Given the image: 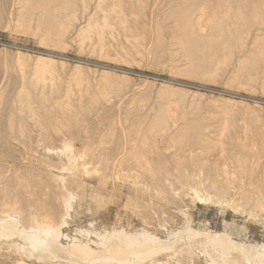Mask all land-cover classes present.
Wrapping results in <instances>:
<instances>
[{"label": "rangeland", "instance_id": "obj_1", "mask_svg": "<svg viewBox=\"0 0 264 264\" xmlns=\"http://www.w3.org/2000/svg\"><path fill=\"white\" fill-rule=\"evenodd\" d=\"M211 2L0 0V221L11 218L37 232L42 226L34 214L60 225L69 202L64 232L149 234L167 244L152 258L155 264H220L218 251L200 245L213 236L231 241V258L264 261V57L252 59L257 27L248 32L235 18L225 34L231 26L238 36L220 37L225 45L219 43L218 32H210L217 28L208 23L229 8ZM235 6L230 15L239 17ZM171 13L195 14V35L180 31L179 17ZM182 40L193 41L188 50L193 46L194 53L186 49L183 55ZM188 231L199 235L179 242ZM1 238L0 264H77L67 256V241L46 258L16 235ZM189 242L190 255L175 252Z\"/></svg>", "mask_w": 264, "mask_h": 264}, {"label": "bare ground", "instance_id": "obj_2", "mask_svg": "<svg viewBox=\"0 0 264 264\" xmlns=\"http://www.w3.org/2000/svg\"><path fill=\"white\" fill-rule=\"evenodd\" d=\"M196 1V0H195ZM200 1H202V0H200ZM205 1H207L208 2V4H209V2H211V1H214V2H216V4H217V6H219V7H221V8H229V9H231L230 7H234L235 5L238 7V9L239 10H242V12H239L240 13V15H238L239 17H236V14L234 15V16H232V15H230V10L229 9H225V10H228V11H220V10H218L217 11V15L218 16H216V17H218L217 18V20L214 22V20H212V23H211V21L209 22V21H206L208 24H211L212 25V27H213V24H214V28H217V30L215 31V29H213V31H210L212 34L214 33V35L218 32V38L220 39V37H222V39H229V35L230 34H232V33H234V32H232L231 33V31H229L230 29H231V26H230V28H229V30H228V32H230V34L229 33H227L228 35H226L225 33L227 32V29H226V27L228 26L227 24H228V22H230L232 19H234V22L236 21V23H234L235 25H239V27L241 26L242 28H244L245 30L247 29L248 30V32H251V30H250V28L251 27H257L256 28V32H258L257 34H256V36H255V38H254V42H255V44H256V46H254L255 48L256 47H258V48H256L258 51H257V53H256V55L254 56L253 55V60H254V58H255V60H258L257 58H259V57H264V35H261L260 33L263 31V29L262 28H264V0H257V2L256 3H251L252 2V0H205ZM187 2V1H186ZM193 1H191V3H192ZM203 2H204V0H203ZM104 3V2H103ZM131 3V2H130ZM24 4V3H23ZM113 4V3H112ZM138 4V3H137ZM188 4V3H187ZM194 4V3H193ZM207 4V3H206ZM211 4H212V2H211ZM50 5V4H49ZM101 6V5H100ZM136 6V5H135ZM208 6V5H207ZM235 6V7H236ZM51 7V6H50ZM172 7V6H171ZM177 7V6H176ZM190 7H191V5H190ZM203 7V6H202ZM201 7V8H202ZM206 7V6H205ZM218 7V8H219ZM52 8V7H51ZM195 8V7H194ZM198 8V7H197ZM200 8V9H201ZM221 8H219V9H221ZM108 9V8H107ZM117 9V8H116ZM120 9V8H119ZM135 9V8H134ZM142 9V8H141ZM178 9H180L179 11L180 12H182L181 10V8H178ZM190 9V8H189ZM188 9V10H189ZM203 9V8H202ZM24 10V9H23ZM48 10H50V9H48ZM59 10V9H58ZM187 10V11H188ZM204 10V9H203ZM222 10V9H221ZM232 10V9H231ZM105 11V10H104ZM109 11V10H108ZM117 11V10H116ZM176 11V10H175ZM178 11V10H177ZM176 11V12H177ZM178 11V12H179ZM183 11L186 13L187 11H186V9L184 8L183 9ZM191 11H194L193 10V8H191L190 9V13H191ZM212 11V10H211ZM54 12V11H53ZM57 12V11H56ZM114 12V11H113ZM177 12V13H178ZM94 13V12H93ZM35 14H37L36 13V11H35ZM119 14V13H118ZM121 14V13H120ZM172 14V13H171ZM193 14V13H192ZM192 14H190V16H188V14H184V13H180L178 16H177V14L174 16L173 14V17L172 18H174L175 17V19L177 18V17H179L178 19V21H179V30L180 31H184V30H186V33L187 32H190V33H192V32H194V30H195V27H196V30H197V23H198V26H199V20L196 22V21H192V20H194V19H192V18H190L191 16H192ZM199 14V13H198ZM216 14V13H215ZM215 14H214V17H215ZM33 15V14H32ZM172 15H170V17L172 16ZM193 15H195V14H193ZM168 16V15H167ZM21 17V16H20ZM27 17H28V14H27ZM46 17V16H45ZM49 17V16H48ZM71 17V16H70ZM141 17V16H140ZM147 17V16H146ZM169 17V18H170ZM46 19V18H45ZM49 19H50V17H49ZM118 19V18H117ZM174 19V20H175ZM196 19V18H195ZM90 20V19H89ZM93 20V19H92ZM144 20V19H143ZM211 20V19H210ZM34 21V20H33ZM119 21V20H118ZM36 22V21H35ZM90 22V21H89ZM95 22V21H94ZM106 23H107V21H105ZM195 24H193V23ZM119 23V22H118ZM137 23V22H136ZM176 23H178V22H176ZM28 24V23H27ZM32 24V23H31ZM47 24V23H46ZM90 24V23H89ZM122 24V23H121ZM234 24H231V25H234ZM138 25H139V23H138ZM177 25L178 24H176V27H174L175 28V30L178 28L177 27ZM47 26V25H46ZM45 26V27H46ZM90 26V25H89ZM175 26V25H174ZM226 26V27H225ZM28 27V26H27ZM52 27V26H51ZM94 27H96V26H94ZM105 26H103L102 28H104ZM123 27V26H122ZM141 27H143V26H141ZM225 27V28H224ZM30 28V27H29ZM60 28V27H59ZM171 28V27H170ZM232 28L234 29V26H232ZM33 29H34V27H33ZM89 29V28H88ZM97 28H95V30H96ZM172 29V28H171ZM236 29H238L239 30V28L236 26ZM58 30H60V29H58ZM178 29L176 30V31H179ZM210 30V29H209ZM237 30V31H238ZM90 31V30H89ZM103 31V30H102ZM172 31V30H171ZM246 32V31H245ZM157 33V32H156ZM162 33V32H161ZM179 34H180V32H178ZM182 33V32H181ZM185 33V32H184ZM236 33V34H235ZM234 34L236 35V37L238 36V34H237V32H235ZM243 33V32H242ZM33 34V33H32ZM39 34V33H38ZM97 34V33H96ZM103 34V33H102ZM183 34V33H182ZM197 34V33H196ZM208 34H209V32H208ZM211 34V35H212ZM227 36L226 38H225V35ZM241 34V33H240ZM194 35H195V32H194ZM198 35L199 34H197V37H198ZM201 35H203V34H201ZM210 35V34H209ZM217 35L215 36V37H217ZM84 36V35H83ZM100 36V35H99ZM187 36V35H186ZM206 36V35H205ZM208 36V35H207ZM224 36V37H223ZM231 37H233L232 35H230ZM40 37V36H39ZM209 37V36H208ZM208 37H207V39H205V37H204V35H203V39H205V40H209L210 41V38H211V36H210V38L208 39ZM230 37V38H231ZM184 38V37H183ZM182 38V39H183ZM212 38H214V37H212ZM211 38V39H212ZM234 38V37H233ZM233 38H231L233 41L232 42H234V39ZM201 39H202V37H201ZM202 39V40H203ZM222 39H220L219 40V43L223 46V45H225V44H222V43H224V42H220ZM247 39V38H246ZM176 40V39H175ZM195 40V42L194 43H197L196 41H198V39L196 38V39H194ZM201 40V41H202ZM204 40V41H205ZM247 40H249V38L247 39ZM43 41V40H42ZM183 41V40H182ZM182 41L181 42H179L178 44H182ZM203 41V42H204ZM212 41V40H211ZM213 41H216L215 39L213 40ZM222 41H225V40H222ZM229 41V40H228ZM227 41V42H228ZM231 41V40H230ZM229 41V42H230ZM242 41V40H241ZM244 41V40H243ZM161 42H163V41H161ZM184 42V41H183ZM190 42H192V44H194L193 43V41H189V44L187 43V41H186V47L187 48H183L184 46H185V44L183 43L181 46H183L182 47V49H184V51L186 50V51H190L191 49H193L192 47H191V49L189 48V50H188V45H190L191 43ZM206 42V41H205ZM218 42V41H217ZM217 42H215V43H217ZM226 42V43H227ZM228 42V43H229ZM231 42V43H232ZM239 43H240V41H238ZM238 42H236V43H238ZM157 43H159V42H157ZM218 43V44H219ZM243 43V42H242ZM205 43H203L202 44V47L203 48H205L203 45H204ZM211 44H212V42H211ZM214 44V43H213ZM210 45V43H209V46H214V45H218V44H214V45ZM233 44V43H232ZM160 45V44H159ZM198 44H196V46H197ZM206 45H208V43L206 44ZM250 45V44H249ZM258 45V46H257ZM179 46V45H178ZM180 46V47H181ZM191 46V45H190ZM220 46V45H219ZM222 46H220V47H222ZM230 46V45H229ZM228 46V47H229ZM245 46V45H244ZM208 47V46H207ZM195 48H197V47H195ZM200 48H201V46H200ZM210 48V47H209ZM232 48V47H231ZM252 48V47H251ZM254 48V49H255ZM233 49V48H232ZM199 50V47H198V49H197V51ZM201 50V49H200ZM183 51V55L185 56V54L187 53L186 51L184 52ZM192 51V50H191ZM196 51V50H195ZM256 51V50H255ZM181 52V51H180ZM192 53H194L193 51H192ZM50 54H52V53H50ZM191 53H189L188 52V55H190ZM195 54H196V52H195ZM195 54H193V55H195ZM200 54V53H199ZM177 55H178V52H177ZM187 55V56H188ZM192 55V56H193ZM197 56H198V54H196ZM251 56H252V54H250ZM183 56V57H184ZM186 56V57H187ZM191 55H190V57H192ZM259 56V57H258ZM189 57V58H190ZM195 57V56H194ZM262 57V58H263ZM189 58H186V59H188V62L187 63H189ZM193 58V57H192ZM191 58V59H192ZM250 58V59H251ZM190 59V60H191ZM259 59H261V58H259ZM43 61H44V59H43ZM250 61V60H249ZM264 61V60H263ZM47 62V61H46ZM252 62V61H251ZM51 64V63H50ZM251 64V63H250ZM256 63H254V65H255ZM253 65V66H254ZM190 66V65H189ZM191 68V67H190ZM42 69V68H41ZM46 69V68H45ZM245 69V68H244ZM246 70V69H245ZM42 71V70H41ZM180 71H181V69H180ZM194 71V70H193ZM39 72H40V70H39ZM38 72V73H39ZM186 72H187V69H186ZM197 72V71H196ZM38 73H36L37 75H38ZM43 73V72H42ZM189 73V72H188ZM244 73V72H243ZM189 75V74H188ZM39 76V75H38ZM44 76V75H43ZM36 77V76H35ZM42 78V77H41ZM235 79H237V78H235ZM251 79V78H250ZM233 81H234V79H232ZM239 80V79H238ZM37 81V80H36ZM171 81H174V80H171ZM231 82V81H230ZM103 83V82H102ZM237 84V83H236ZM37 85V84H36ZM35 85V86H36ZM23 86H24V84H23ZM34 87V86H33ZM105 87V86H104ZM164 87V86H163ZM23 88V87H22ZM166 88H167V86H166ZM22 90H25V89H22ZM164 90H166V89H164ZM171 91V90H170ZM22 92V91H21ZM71 92V91H70ZM148 92V91H147ZM160 92H161V90H160ZM163 92H165L166 93V91H163ZM163 92H162V94H163ZM167 92H168V90H167ZM180 92V91H179ZM23 93V92H22ZM29 93V92H28ZM27 93V94H28ZM106 93V92H105ZM159 93V92H158ZM169 93V92H168ZM43 94V93H42ZM52 94V93H51ZM73 95V94H72ZM161 95V94H160ZM174 95V94H173ZM28 96V95H27ZM159 96V95H158ZM163 96H164V94H163ZM166 97H167V95H165ZM175 97H177L176 95H174ZM173 96V97H174ZM19 97V96H18ZM44 97V96H43ZM173 97H171L172 99H173ZM30 98V97H29ZM80 98H81V96H80ZM161 98H163V97H161ZM28 99V98H27ZM181 99H183V98H181ZM180 99V100H181ZM186 99V98H185ZM184 99V100H185ZM20 101H21V99H20ZM182 101V100H181ZM180 101V102H181ZM47 102V101H46ZM149 102V101H148ZM32 103V102H31ZM178 103V102H177ZM183 103H184V101H183ZM196 103V102H195ZM20 104V103H19ZM171 104V103H170ZM181 104V103H180ZM185 104V103H184ZM194 104V103H193ZM26 105V104H25ZM216 105V104H215ZM1 106V105H0ZM32 106V105H31ZM34 106V105H33ZM32 106V107H33ZM178 106V105H177ZM31 107V108H32ZM67 107V106H66ZM164 107V106H163ZM165 107H166V105H165ZM168 107V106H167ZM30 108V107H29ZM148 108V107H147ZM33 109V108H32ZM31 109V110H32ZM162 110H164L163 108H162ZM168 110V109H167ZM153 111V110H152ZM160 111V110H159ZM199 112V111H198ZM30 113V112H29ZM32 113H33V111H32ZM70 113V112H69ZM159 113V112H158ZM161 113H162V111H161ZM176 113V112H175ZM236 113V112H235ZM34 114V113H33ZM52 114V113H51ZM165 114V113H164ZM211 114V113H210ZM35 115V114H34ZM33 115V118L34 117H36V116H34ZM212 115V114H211ZM50 116V115H49ZM162 116V115H161ZM183 116V115H182ZM185 116V115H184ZM53 117H55L54 116V114H53ZM225 117H227V116H225ZM244 117V116H243ZM37 118V117H36ZM35 119V118H34ZM33 119V120H34ZM49 119V118H48ZM51 119V118H50ZM49 119V121L51 122H53V120H50ZM55 119V118H54ZM172 119V118H171ZM205 119V118H204ZM245 119H246V117H245ZM161 120H163V119H161ZM18 121V120H17ZM158 122H160L159 120H157ZM38 122V121H37ZM67 122V121H66ZM157 122V123H158ZM199 122V121H198ZM120 123V122H119ZM164 123V122H163ZM196 123V122H195ZM37 124V123H36ZM11 125V124H10ZM21 125V124H20ZM19 125V126H20ZM120 125V124H119ZM169 125V124H168ZM168 125H167V127H168ZM159 126V125H158ZM191 126V125H190ZM11 127V126H10ZM21 127V126H20ZM19 127V128H20ZM35 127V126H34ZM166 127V126H165ZM176 127V126H175ZM228 127V126H227ZM26 129V128H25ZM155 129V128H154ZM176 129V128H175ZM140 130V129H139ZM152 130V129H151ZM157 130V129H156ZM227 130V129H226ZM261 129H258V131L259 132H261L260 131ZM169 131V130H168ZM263 131V130H262ZM227 132V131H226ZM24 133V132H23ZM129 133V132H128ZM224 133V132H223ZM228 133V132H227ZM150 134H151V131H150ZM221 135H223L222 134V132H221ZM249 135V134H248ZM212 136V135H211ZM220 136V135H219ZM262 136H264V134H262ZM183 137V136H182ZM186 137H188V136H186ZM223 137L224 136H221V138H220V141H221V139H223ZM180 139V138H179ZM178 139V140H179ZM183 139H185V137L183 138ZM182 139V140H183ZM219 139V138H218ZM5 140H7V139H5ZM208 140H210V139H208ZM255 140V139H254ZM184 141V140H183ZM182 141V143H185V142H183ZM186 141V140H185ZM2 142V141H1ZM178 142H180V145H181V140L180 141H178ZM187 142V141H186ZM199 142V141H198ZM263 142V141H262ZM93 143V142H92ZM136 143V142H135ZM192 143V142H191ZM202 143V142H201ZM216 144H217V142H216ZM221 145H222V142L220 143ZM187 145V144H186ZM203 145V144H202ZM215 145V144H214ZM256 145V144H255ZM182 146V145H181ZM216 146V145H215ZM218 146H220L219 145V143H218ZM224 146V145H223ZM253 146H254V144H253ZM66 147V145L64 146V148ZM217 147V146H216ZM215 147V148H216ZM144 148H145V146H144ZM223 148V147H222ZM68 149V148H67ZM73 150V149H72ZM144 150V149H143ZM8 151V150H7ZM40 151V150H39ZM213 151H215V150H213ZM222 151H223V149H222ZM51 152V151H50ZM165 152V151H164ZM167 152V151H166ZM192 152V151H191ZM210 152H211V150H210ZM60 153H61V151H60ZM87 153V152H86ZM90 153H91V151H90ZM47 154V153H46ZM137 155L138 154H140V153H136ZM204 154V153H203ZM137 155H136V157H137ZM191 155V154H190ZM194 155V154H193ZM200 155V154H199ZM205 155V154H204ZM223 155V154H222ZM222 155H221V157H222ZM225 155V154H224ZM3 156V155H2ZM72 156V155H71ZM74 157V156H73ZM139 157V156H138ZM140 158V157H139ZM142 158V157H141ZM191 158H192V156H191ZM83 159H84V157H83ZM107 159V158H106ZM119 159V158H118ZM137 159V158H136ZM193 159V158H192ZM71 160V159H70ZM76 160V159H75ZM141 160V159H140ZM191 160V159H190ZM194 160V159H193ZM77 161V160H76ZM181 161V160H180ZM183 161V160H182ZM199 161V160H198ZM137 162V161H136ZM142 162V161H141ZM178 162V161H177ZM55 163V162H54ZM77 163V162H76ZM85 163V162H84ZM83 163V164H84ZM104 163H106V162H104ZM117 163V162H116ZM149 163V162H148ZM185 163V162H184ZM198 163V162H197ZM196 163V164H197ZM91 164H92V162H91ZM121 164V163H120ZM129 164V163H128ZM139 164V163H138ZM150 164V163H149ZM178 164V163H177ZM191 164H192V162H191ZM195 164V165H196ZM201 164V163H200ZM241 164V163H240ZM259 164H261V161H260V163ZM258 164V165H259ZM89 165H90V163H89ZM94 165V164H93ZM108 165V164H107ZM147 165V164H146ZM181 165H182V163L180 164V166L179 167H181ZM186 165V164H185ZM194 165V164H193ZM192 165V166H193ZM194 165V166H195ZM246 165V163L244 164V165H242V166H244V167H246L245 166ZM11 166V165H10ZM77 166V165H76ZM82 166H84V165H82ZM92 166V165H91ZM97 166V165H96ZM109 166V165H108ZM121 166V165H120ZM123 166V165H122ZM191 166V165H190ZM198 166V165H197ZM202 166L204 167L205 165H203L202 164ZM85 167V166H84ZM83 167V168H84ZM110 167V166H109ZM112 167V166H111ZM146 167H148V168H150L149 167V165H147ZM146 167H144V168H146ZM203 167H200V168H202L203 169ZM37 168V167H36ZM66 168V167H65ZM81 168V167H80ZM86 168V167H85ZM91 168V167H90ZM99 168H101V167H99ZM106 168H108V167H106ZM122 168V167H121ZM178 168V167H177ZM183 168V167H182ZM207 167H205L204 169H206ZM225 168V167H224ZM227 168V167H226ZM248 168V167H247ZM52 169V168H51ZM77 169H78V167H77ZM93 169H94V167H93ZM112 169V168H111ZM209 169V168H208ZM207 169V170H208ZM243 169V168H242ZM55 170V169H54ZM66 170V169H65ZM85 170V169H84ZM86 170H87V168H86ZM97 170V169H96ZM108 170V169H107ZM106 170V171H107ZM122 170H124V169H122ZM141 170V169H140ZM215 170V169H214ZM92 171V170H91ZM126 171V170H125ZM209 171V172H208ZM207 172L211 175L212 173L211 172H213L212 170L210 171V170H208ZM216 171V170H215ZM87 172V171H86ZM89 172V171H88ZM96 171H94V173H95ZM100 172V171H99ZM98 172V173H99ZM226 172H227V170H226ZM61 173H63V171L61 172ZM97 173V172H96ZM129 173H131V172H129ZM207 173V174H208ZM224 173V172H223ZM244 173V172H243ZM72 174V173H71ZM89 174V173H88ZM208 174V175H209ZM76 175H78V174H76ZM82 175V174H81ZM95 175H97V174H95ZM129 175V174H128ZM141 175H142V173H141ZM154 175V174H153ZM183 175V174H182ZM194 175V174H193ZM200 175H203V173L202 174H200ZM227 174H225V177L224 178H227L226 179V181L228 180V175L226 176ZM54 176V175H53ZM120 176L122 177V175L120 174ZM124 176V175H123ZM133 177H134V175H132ZM138 176V175H137ZM140 176V175H139ZM150 176V175H149ZM155 176V175H154ZM185 176V175H184ZM233 176H236V175H234L233 174ZM232 176V178H236V177H233ZM73 177V176H72ZM106 177V176H105ZM119 177V176H118ZM133 177H130V180H131V178H133ZM162 177V176H161ZM186 177V176H185ZM185 177H183V178H185ZM202 177V176H201ZM200 177V178H201ZM254 177V176H253ZM62 178V177H61ZM60 178V179H61ZM74 178V177H73ZM89 178V177H88ZM120 178V177H119ZM140 178V177H139ZM156 178V177H155ZM193 178V177H192ZM218 178V177H217ZM256 178V177H255ZM254 178V179H255ZM55 179V178H54ZM57 180H58V178H56ZM104 179V178H103ZM106 179V178H105ZM108 179V178H107ZM118 179V178H117ZM136 179V178H135ZM186 179L187 180H189V177L187 178L186 177ZM64 180H66V179H64ZM71 180H73V179H71ZM111 180V179H110ZM115 180H116V178H115ZM129 180V179H128ZM186 180V181H187ZM104 181V180H103ZM126 181H127V178H126ZM138 181V180H137ZM157 181V180H156ZM198 181H200V180H198ZM197 180H196V182H198ZM218 181L220 182L221 180L218 178ZM225 181V182H226ZM229 181V180H228ZM227 181V182H228ZM60 182H61V180H60ZM65 182V181H64ZM63 182V183H64ZM78 182V181H77ZM101 182V181H100ZM106 182V181H105ZM131 182V181H130ZM133 182H135V181H133ZM139 182V181H138ZM154 182V181H153ZM252 182V181H251ZM250 182V183H251ZM62 183V184H63ZM80 183V182H79ZM107 183V182H106ZM106 183H104V184H106ZM125 183V182H124ZM166 183H168V182H166ZM165 183V184H166ZM188 183V182H187ZM66 184V183H65ZM100 184V183H99ZM161 184V183H160ZM170 184V183H169ZM168 184V185H169ZM222 184V183H221ZM221 184H218L219 186L221 185ZM227 184V183H226ZM64 185V184H63ZM79 185V184H78ZM77 185V186H78ZM90 185V184H89ZM181 185V184H180ZM251 185H252V183H251ZM171 186V185H170ZM202 186V185H201ZM226 185H224V187H225ZM73 187V186H72ZM82 187V186H81ZM133 187H135V186H133ZM141 187V186H140ZM146 187V186H145ZM153 187V186H152ZM165 187H167V186H165ZM213 187V186H212ZM227 187H228V185H227ZM252 187V186H251ZM65 188V187H64ZM83 188V187H82ZM159 188V187H158ZM168 188V187H167ZM199 188V187H198ZM202 188V187H201ZM209 188H211V187H209ZM214 188V187H213ZM220 188H221V186H220ZM63 189V188H62ZM70 189V188H69ZM85 189V188H84ZM212 189V188H211ZM222 189V188H221ZM226 189V188H225ZM225 189H222V192H221V194L224 192V194L222 195L223 197L224 196H226V194H228V193H226L224 190ZM229 189V188H228ZM80 190V189H79ZM159 190H160V188H159ZM213 190V189H212ZM211 190V191H212ZM91 191H92V189H91ZM150 191V190H149ZM153 191V190H152ZM168 191V190H167ZM192 191H195V192H193L194 194L198 191V190H196V189H194V190H191V192ZM215 191V190H214ZM242 192L244 191V190H241ZM67 192V191H66ZM217 192V191H216ZM227 192H229V191H227ZM72 193V192H71ZM144 193H146V192H144ZM213 193H215V192H213ZM250 193H251V190H250ZM155 194V193H154ZM157 194V193H156ZM219 194V193H218ZM217 194V195H218ZM246 194V193H245ZM245 194H243V195H245ZM253 194H255V193H253ZM153 195V194H152ZM164 195V194H163ZM198 195V194H197ZM215 195H216V193H215ZM247 195V197H248V193L246 194ZM245 195V196H246ZM52 196V195H51ZM159 196H160V194H159ZM162 196V195H161ZM165 196V195H164ZM196 196V195H195ZM239 196V195H238ZM242 196V195H241ZM249 196H251V195H249ZM255 196V195H254ZM98 197H100V196H98ZM163 197V196H162ZM221 197V196H220ZM246 197V198H247ZM256 197V196H255ZM72 198V197H71ZM240 198V197H239ZM243 198V197H242ZM245 198V200H247ZM258 198V197H257ZM261 198V197H260ZM151 199V198H150ZM219 199V198H218ZM222 199H224V198H222ZM221 199V200H222ZM60 200V199H59ZM65 200H67V198L65 199ZM139 200V199H138ZM204 200V199H203ZM210 200H211V198H210ZM236 200H237V198H236ZM257 200H259V199H257ZM54 201V200H53ZM146 201V200H145ZM248 201V200H247ZM10 202V201H9ZM217 202H219V201H217ZM63 203V202H62ZM112 203V202H111ZM150 203H152V202H150ZM232 203H234V202H232ZM71 204V203H70ZM69 204V202L68 203H66V217H63V219H62V221L60 222V225H55L54 223H53V221L52 220H49L48 218H46V216H45V218H44V216H42V218L40 219L38 216H36L35 214H34V220L37 222V224H40L42 227H40V228H38V229H36L37 230V232H31V231H26L27 229H22V228H20V226H18V224L20 225L21 223H15L16 221L14 220H11V218L8 220L6 217H4V216H2V218L4 217V218H6V219H2L1 221H0V237H2L1 239H3V237L4 238H9L10 239V237L11 238H13V236H17V237H20V238H22V239H24L25 241H27L28 242V248H31L32 250H40V256H42V255H45V257L46 258H49L48 256H47V252L49 253V254H52V255H49L50 257L51 256H53V254H55L54 253V247H59L60 246V244L63 242V241H67V243H68V250L67 249H65L66 251H67V256H68V254H69V256L70 257H72V258H74V260L76 261L75 263H77V264H97V263H104V264H114V263H116V264H143V263H145L146 262V260H153L152 258H154V256L156 257V255H159V254H162V250H166V245L167 244H163V245H161L160 243H161V241H159L156 237H154V236H151V235H149V234H142V236H131V235H127L124 231H122V230H114V231H112V232H105V233H103V232H98V231H96V230H91V229H88V230H83V229H77L76 231H75V233H74V235H69V234H67L66 232H64V229L66 228V226L68 227V217L70 218V215L68 214L69 212H70V205ZM221 204V203H220ZM259 204V203H258ZM70 205V206H69ZM260 205H261V202H260ZM15 206H16V204H15ZM19 206V205H18ZM136 206V205H135ZM153 206V205H152ZM256 206H258V205H256ZM262 206V205H261ZM5 207V206H4ZM54 207V206H53ZM147 207V206H146ZM260 207V206H259ZM259 207H258V210H259ZM2 208V207H1ZM84 208V207H83ZM32 209V208H31ZM48 209V208H47ZM63 209V208H62ZM65 209V208H64ZM133 209H135V207L133 208ZM147 209H148V207H147ZM157 209V208H156ZM248 209V208H247ZM260 209H262V207L260 208ZM9 210V209H8ZM136 210V209H135ZM149 210V209H148ZM241 210V209H240ZM30 211V210H29ZM91 211V210H90ZM151 211H152V209H151ZM5 212V211H4ZM13 212V211H12ZM133 212V211H132ZM154 212V211H153ZM3 214V213H2ZM5 214H7V213H5ZM11 214V213H10ZM13 214V213H12ZM17 214H18V212H17ZM135 214V213H134ZM251 214V213H250ZM4 215V214H3ZM252 215V214H251ZM9 216V215H8ZM16 216V215H15ZM17 217V216H16ZM50 218V217H49ZM65 218V219H64ZM34 222V221H33ZM23 227V226H22ZM197 235H199V233H196V232H191V231H188V233H187V235H185V236H182V237H178L179 239V242H180V240H182V239H188V240H193V238H195ZM8 239V240H9ZM51 240V241H50ZM82 240H85V241H82ZM178 240L176 239L175 240V242H173L172 244H174V243H178ZM1 241V240H0ZM24 241V242H25ZM184 241V240H183ZM194 242V241H193ZM193 242H189L188 244H181L180 245V247H179V249L178 250H176L175 252L176 253H178V252H180V253H184V254H189L190 255V253H189V250H192L191 248L193 247ZM200 242V241H199ZM203 242V241H202ZM199 245V244H198ZM200 245L201 246H203L204 248L206 247H210V248H212L213 250H216V251H218L219 252V257L220 258H222L221 259V263L220 264H247V263H249V264H264V261L260 258V256H259V258H255V257H253V258H251L250 256H247L243 261H241L240 259H237V256L235 257V258H231L230 256H231V254H232V250L234 249V246H233V244L231 243V241H229V240H225V239H223L222 237L220 238L219 236H213V237H210V238H206L205 240H204V242L201 244V242H200ZM63 248V247H62ZM101 249L102 250V253L100 254V255H98L99 254V251H98V249ZM205 248V249H206ZM27 249V248H26ZM58 249H60V248H58ZM64 249V248H63ZM64 250V251H65ZM207 250H209V248H207ZM36 253V252H35ZM34 253V254H35ZM38 253V252H37ZM191 253H193V251L191 252ZM7 254H8V252H7ZM66 254V253H65ZM39 255V254H38ZM98 255V256H97ZM164 255V254H163ZM168 255V254H167ZM170 255V254H169ZM173 255V254H172ZM175 255V254H174ZM188 256V255H187ZM263 256V255H262ZM45 257L43 256V260H44V262H45ZM66 257V256H65ZM70 257H69V260H71L70 259ZM195 257H199V256H196L195 255ZM264 257V256H263ZM39 258V257H38ZM56 258V257H55ZM67 258V257H66ZM171 258V257H170ZM177 258V257H176ZM58 259V258H57ZM61 260V259H60ZM155 260V259H154ZM153 260V261H154ZM163 260V259H162ZM171 260V259H170ZM47 262H48V260H46ZM157 261V260H156ZM43 262V261H42ZM54 262V261H53ZM69 262V261H68ZM71 262H72V260H71ZM164 262V261H163ZM247 262V263H246ZM72 263H74V262H72ZM71 263V264H72ZM155 263H157V262H151L150 264H155ZM167 263H169V262H167ZM147 264V263H146ZM149 264V263H148ZM170 264V263H169ZM174 264V263H173ZM177 264V263H176Z\"/></svg>", "mask_w": 264, "mask_h": 264}]
</instances>
